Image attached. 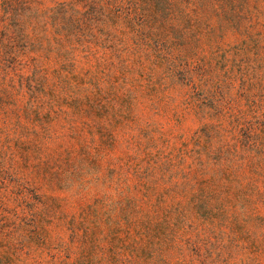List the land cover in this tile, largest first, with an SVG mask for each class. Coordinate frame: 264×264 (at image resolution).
Returning <instances> with one entry per match:
<instances>
[{"label":"rangeland","instance_id":"rangeland-1","mask_svg":"<svg viewBox=\"0 0 264 264\" xmlns=\"http://www.w3.org/2000/svg\"><path fill=\"white\" fill-rule=\"evenodd\" d=\"M64 1L0 0V264H264V0Z\"/></svg>","mask_w":264,"mask_h":264},{"label":"trees","instance_id":"trees-1","mask_svg":"<svg viewBox=\"0 0 264 264\" xmlns=\"http://www.w3.org/2000/svg\"><path fill=\"white\" fill-rule=\"evenodd\" d=\"M86 8H83L82 6H79L76 0H69L64 1L56 6L50 7L45 10V16L42 20V24H53L56 28V32H59L63 30L66 26V23L70 20L69 15L71 13L80 14L81 11L85 10ZM22 18H19L21 20ZM18 20V21H19ZM20 24H17V26ZM9 26V25H8ZM8 27H5L7 29ZM14 37L12 36V33L8 36L7 35V41L13 40ZM64 40V39H63ZM58 44L59 41L62 42V40H57ZM76 44L79 47L82 45L80 39L77 38ZM81 43V44H80ZM71 50L74 49L73 46L70 47ZM66 57H68V53L63 52ZM65 57V58H66ZM14 58L13 54L11 52V49L8 50V48H1L0 46V102L7 101L9 99V93L11 88L13 89L11 85V74L13 72L18 71V68L14 67ZM23 71V70H22ZM78 76H75V78Z\"/></svg>","mask_w":264,"mask_h":264}]
</instances>
